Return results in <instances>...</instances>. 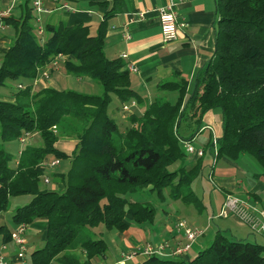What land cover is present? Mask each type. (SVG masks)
<instances>
[{"label":"trees","instance_id":"1","mask_svg":"<svg viewBox=\"0 0 264 264\" xmlns=\"http://www.w3.org/2000/svg\"><path fill=\"white\" fill-rule=\"evenodd\" d=\"M27 1L19 18L2 17L15 28V37L0 58V85L10 79L24 88L17 89L13 99L0 98V212L10 196H32L12 214L16 225L45 220L43 245L30 253L31 264H92L105 257L106 243L94 238L92 227L103 223L125 231L126 216L142 224L154 215L150 204L129 200L128 194L149 189L163 199L167 191L171 199L197 206L190 185L204 151L200 157H190L183 143L199 133L201 118L209 110H219L222 116L216 157L248 152L264 168V0H214V53L198 71L191 93L186 95L188 80L174 72V79L161 82L158 89L176 92L175 102L158 97L147 103L132 88L124 60L105 56L106 20L114 8L104 14L95 35L81 23H48L42 38ZM56 55L67 57L63 62L67 73L98 81L102 93L49 86L33 92L39 68ZM112 95L143 106L122 129L107 113ZM66 118L82 128L69 169L60 177L65 188L41 189L39 165L49 156H66L55 148L59 134L52 130L62 127ZM30 133L39 135L41 145L21 149L15 166H10L12 156L3 144ZM176 162L180 167L169 170ZM0 233L3 242L10 241L6 227L0 226ZM72 251L82 254L70 258ZM138 264H264V245L217 230L212 242L192 258L149 255Z\"/></svg>","mask_w":264,"mask_h":264},{"label":"rangeland","instance_id":"2","mask_svg":"<svg viewBox=\"0 0 264 264\" xmlns=\"http://www.w3.org/2000/svg\"><path fill=\"white\" fill-rule=\"evenodd\" d=\"M33 1L34 0H28L27 6L31 10L32 23H34L35 29L37 27L36 19L38 18L41 20L40 25L42 29L45 24L55 23L56 20L58 21L61 18L60 12L39 14L33 7ZM24 4L25 0H14L11 6L8 5L5 7L0 5V10L2 9L1 7H4V9L9 8L10 14L15 18H19L22 11L25 9ZM70 5L76 9H80L83 4L81 1L71 0ZM0 35L8 38L6 45L10 46L15 37V28L5 24L3 27H0ZM3 52L4 50L0 49V58L4 54ZM56 58H60L62 61L58 60L56 64H53L52 62ZM64 61L65 57L63 55H61V57L58 55L51 57L45 65L39 68L38 76L31 90L34 92L43 88L44 86H42L40 81L48 82L52 80L56 83L59 90H72L91 95H100L102 93V87L98 81L89 77L81 78L67 73L63 66ZM43 72H48L47 78L43 77ZM19 88L24 87H19L17 80H5L4 84L0 85V98L13 97V93ZM176 98L174 94L164 93V99L170 102H175ZM132 102L135 101L130 100L128 102H122L118 97L112 95V99L107 107V113L116 121L119 129L128 125L127 120L124 118V113L126 111L123 109V105L126 104L130 106ZM134 108L135 107L131 109ZM212 111L214 117L212 122H220L221 118L217 114L218 110ZM133 113L139 114L137 111ZM81 125V123L76 122L73 118H66L62 127H52V130L58 131L59 134V139L55 143V148L66 156H50L48 160L58 159V163L51 168L45 163L39 165V170L41 171V189L57 190L60 192L64 190L65 183L61 181L60 177L61 175H65L69 169L70 156L75 149L76 135L81 131ZM26 139L27 140L20 145L21 149L26 146H39L42 143L37 133H30L26 136ZM210 141L211 135L208 130L197 133L191 141H188L193 148L204 151V155L201 158L200 170L194 176L190 185L192 191L199 200L197 204L198 207L194 202L188 203L182 200L171 199L167 191L164 192L163 199H158L156 194L149 191V189L126 195L129 200L146 201L154 208V215L151 220L142 224L133 222L130 220L129 216H126L128 227L125 231H120L117 228H108L103 223H99L92 227L91 231L94 234V238L103 239L107 247L105 257H98L96 261L101 264H138L145 256L137 254L130 260H125L124 258V254L137 250L138 246L132 242V239L140 246H145L146 244H151L153 246L165 244L167 247L163 253L167 254L170 248L176 245L173 237L176 235L181 237L183 235L181 232L177 231V225L180 222H185V224L191 228L198 227L205 229L204 235L199 237L196 241H200L207 246L212 242L218 227L226 225V218L219 214L222 203L224 204L226 198V196H224L222 200L224 191L220 188L230 190L233 197L249 204L246 199V192L252 190L257 182H264L263 166L248 152H241L234 158L226 154H221L216 157V149L209 145ZM0 144H2L1 140ZM184 144L185 142L183 143L185 149ZM3 146L12 156L9 162L10 166H15L16 159L19 157V140L4 143ZM180 165L181 162H176L169 167V170L179 168ZM45 178H48L47 182L44 181ZM214 182L216 186L220 188L214 187ZM256 192L263 198L261 200L262 205H264V190L259 189V191ZM31 198L32 196L29 194L10 196L6 208L0 212V226L4 225L9 232H14L17 229V225L12 220V214L17 207L29 203ZM249 205L254 206L251 203ZM227 213L230 214V212ZM211 215L214 216V219H212V221H207V217ZM231 215L238 219V221L241 220L238 216L234 214ZM230 221L231 220H228L227 222L235 226L237 225L235 220L233 222ZM44 228V219H38L35 224H30L29 228L26 229L25 236L28 242L27 254L29 257L34 249L40 248L43 245L41 234L44 232ZM227 234L226 232L225 235L230 237V235ZM249 240L255 241L253 236L249 237ZM256 240L260 241L258 236ZM9 248V243L4 245L2 235H0V256L4 257V260L7 262L11 260V256L8 253ZM81 254L80 251H72L69 253V257L74 258Z\"/></svg>","mask_w":264,"mask_h":264},{"label":"crops","instance_id":"3","mask_svg":"<svg viewBox=\"0 0 264 264\" xmlns=\"http://www.w3.org/2000/svg\"><path fill=\"white\" fill-rule=\"evenodd\" d=\"M13 1L14 0H0V5L5 7L8 5L11 6ZM76 1H81L83 4L80 9L72 7L70 5L71 0H40L43 10L38 13L53 14L60 12L61 18L58 21L56 20L55 23H52V25L58 26L59 24H64L70 26L81 23L89 27L91 35H95L98 24L103 20L104 14L114 8L113 14L106 20L104 53L105 56L110 59L125 55L122 59L126 63V67L129 71L132 88L144 98V103L151 102L158 97L164 99V93H171L177 97L176 92H166L158 89V85L161 82L174 79V72H179L182 77L188 80L186 94L188 95L194 87L198 71L205 66L214 53L217 22L214 0H177L173 7L177 25L176 38L167 42L162 39L157 9L166 5L168 0ZM1 8L0 14L9 11V8ZM140 14H142V16H140ZM9 15H11L10 12ZM0 22H2L3 26L5 25L1 18ZM36 22L37 25H40V18L36 19ZM40 35L44 38L43 29ZM7 42L8 38L0 35V49L4 50V52L8 48L6 45ZM58 60L61 59L59 58ZM40 83L44 87L49 86L58 89L56 83L52 80L48 82L40 81ZM1 99L9 100L13 99V97H3ZM133 107L135 108L131 109ZM125 111L124 118L128 122V117L134 111L141 113L143 111V106L136 103L133 106L130 105L129 110ZM212 112V110H209L202 116L199 133L208 130L211 137L215 136L218 138L221 134L222 116L218 110L217 114L220 116L221 121L218 123L212 122V119H214ZM20 145L21 143L19 141L18 153L21 150ZM190 157L189 159H191ZM193 158L194 157H192V159ZM215 186L216 184L214 182V187ZM218 187L216 186V188ZM220 189L224 191L222 200L224 196L232 193L230 190ZM259 189L264 190V182H257L252 190L246 192V199L249 204L251 203L254 205L253 207L264 210V205H262L261 200L263 198L256 192L259 191ZM222 208L223 203L221 211ZM221 211L219 213L220 215ZM231 214L234 213L230 212V214L226 216L221 215L226 218V225L218 227L217 230L222 231L224 234L227 232V235L237 239L249 240V237L253 236L256 242L264 245V230L257 233L252 231L248 225L249 220L252 217L254 218V214L249 213L246 219L238 214H234L242 221H238V219ZM212 217L214 216H208L206 220L212 221V219H214ZM233 219L237 224L236 226L227 222L228 220L233 222ZM35 222L36 221H34L33 224H35ZM44 234L45 228L44 232L41 234L42 240H44ZM0 235L2 234L0 233ZM182 236L176 235L173 237L176 245L184 243L185 239ZM257 236L260 241L256 240ZM132 240L136 246H140L134 239ZM3 243L4 245L8 243L10 245L8 253L11 256V260L8 261V264H18L14 255L15 246L10 241ZM204 247H206V245L200 241H196L185 254L177 258H192ZM172 248H170V250ZM92 264L101 263L93 259Z\"/></svg>","mask_w":264,"mask_h":264},{"label":"built area","instance_id":"4","mask_svg":"<svg viewBox=\"0 0 264 264\" xmlns=\"http://www.w3.org/2000/svg\"><path fill=\"white\" fill-rule=\"evenodd\" d=\"M177 0H168L167 4L158 8V19L159 26L162 35L163 41H171L176 38L177 25L175 20V13L173 11V7L176 4ZM33 7L36 12H42L41 2L40 0L33 1ZM9 15L8 12H3L0 14V18ZM142 16V14H140ZM38 21V20H37ZM0 27H3L2 22H0ZM36 30L38 34L42 33V28L40 25H37ZM61 57V55H58ZM125 55H121V58H124ZM58 58H56L52 63L56 64ZM43 77H48V72H43ZM131 105H135V102H132ZM124 110H129V106L124 104ZM26 136L20 139V143L22 144L26 140ZM216 137L212 136V146L216 149ZM185 151L188 155L194 157H200L203 155V150L193 148L188 142L185 144ZM45 164H48L51 167L55 166L58 163V159L44 161ZM45 182L48 181V178L44 179ZM227 210V211H226ZM231 212L234 214L240 215L242 218L246 219L248 214H254V218L252 217L249 220V227L254 232H261L264 230V210H260L256 207L250 206L248 203L238 200L233 197L231 194H227L225 198V202L223 204V208L221 211V215L226 216ZM213 218V217H212ZM28 228V225L24 223H20L17 225V229L10 234V242L15 246V259L18 264H31L29 260V256L27 254L28 244L25 236V231ZM177 231L183 234L185 239L184 243L177 244L174 248L169 250L167 254L163 253L165 248L167 247L165 244L160 245H151L146 244L145 246H138L135 252H129L124 254L125 260L133 259L137 254L143 255L145 257L149 255H159L163 257H179L185 254L191 247V245L196 242V240L204 234L205 229L203 228H191L185 224V222H180L177 225ZM123 255V254H122ZM0 264H8L7 261L4 260V257L0 256Z\"/></svg>","mask_w":264,"mask_h":264}]
</instances>
